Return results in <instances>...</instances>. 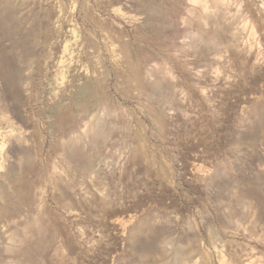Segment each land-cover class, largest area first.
I'll return each instance as SVG.
<instances>
[{"label":"rangeland","instance_id":"1","mask_svg":"<svg viewBox=\"0 0 264 264\" xmlns=\"http://www.w3.org/2000/svg\"><path fill=\"white\" fill-rule=\"evenodd\" d=\"M0 264H264V0H0Z\"/></svg>","mask_w":264,"mask_h":264}]
</instances>
